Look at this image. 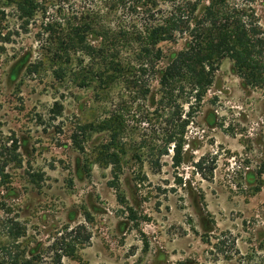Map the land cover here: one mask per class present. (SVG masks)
<instances>
[{"label": "rangeland", "instance_id": "374dc122", "mask_svg": "<svg viewBox=\"0 0 264 264\" xmlns=\"http://www.w3.org/2000/svg\"><path fill=\"white\" fill-rule=\"evenodd\" d=\"M38 1L41 10L27 27L0 0V150L16 148L8 178H0V244H11L4 226L15 219L26 228L20 250H35L42 264H51L61 236L78 238L74 256L62 264H264V173L261 191L252 187L264 171V89L246 87L232 60L221 63L200 109L175 123V130L185 125L177 166L174 146L159 157L172 129L156 113V77L144 101L123 85L99 93L76 87L68 77L57 79L50 64L29 73L41 59L49 20L92 12L104 26L140 29L148 22L144 10L112 11L109 0ZM230 2L247 3L264 31V0ZM160 9L165 15L172 6ZM177 38L160 44L159 69L186 46L188 37ZM115 113L126 145L111 149L120 155L116 172L101 149L111 133L97 129ZM89 125L95 130L84 135ZM203 157L206 167L215 163L211 179L194 167ZM79 226L80 234L71 233Z\"/></svg>", "mask_w": 264, "mask_h": 264}, {"label": "trees", "instance_id": "16d2710c", "mask_svg": "<svg viewBox=\"0 0 264 264\" xmlns=\"http://www.w3.org/2000/svg\"><path fill=\"white\" fill-rule=\"evenodd\" d=\"M4 1L15 7L18 18L27 27L41 10L38 0ZM109 1L112 11L120 8L144 10L148 22L140 29L120 24L104 26V20L92 12L49 20L43 26L41 59L30 67L29 73L50 64L57 79L68 77L76 87L92 88L99 93L123 85L125 90L144 101L151 92L150 82L156 77L160 97L156 113L165 115L167 125L172 129L164 134L166 149L159 157L169 155V148L174 146L172 160L179 166L183 161L185 125H179L180 131L175 130V123L177 120L187 123L188 116L192 117L195 110L200 109L221 63L232 60L236 74L246 87L264 89V31L259 19L247 3L232 4L230 0H207L206 3L203 0ZM162 3L172 6L168 14L160 13ZM181 36L188 37L186 46L172 55L165 68L159 69L165 58L160 44L176 43L177 37ZM90 37H94L97 44L92 43ZM185 104L190 106L182 120ZM93 129V125L84 126L83 134ZM97 129L111 133V144L103 145L101 149L106 157L104 160L113 165L116 172L121 165L118 152L126 149L121 136L125 132L123 119L115 113L102 121ZM72 140L78 144L77 136ZM112 147L119 151L112 152ZM15 150L12 147L0 150V178L3 180L8 178V163L16 160ZM206 161L203 157L194 167L204 179H211L215 163L206 167ZM154 165L160 167L158 161ZM263 173L260 172L259 181L252 185L255 193L263 188ZM14 220L4 226L11 244H0V264H42L41 256H37L35 250H20L19 240L26 236V228ZM82 229L83 226H79L71 233L80 234ZM77 239L68 242L61 236L49 253L51 264H62L65 256H74ZM83 239L89 241L88 237Z\"/></svg>", "mask_w": 264, "mask_h": 264}]
</instances>
